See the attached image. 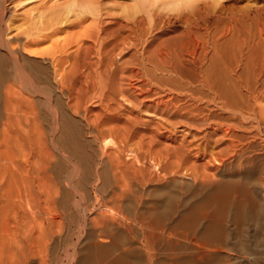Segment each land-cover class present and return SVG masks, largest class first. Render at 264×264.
Listing matches in <instances>:
<instances>
[{
    "label": "bare ground",
    "instance_id": "bare-ground-1",
    "mask_svg": "<svg viewBox=\"0 0 264 264\" xmlns=\"http://www.w3.org/2000/svg\"><path fill=\"white\" fill-rule=\"evenodd\" d=\"M8 1L0 0V264L45 252L61 227L55 207L68 225L62 242L80 240L75 264H224L219 250L231 238L248 257L264 246V199L222 173V111L252 107L246 58L222 69L216 44L207 52L189 16L174 18L187 39L172 45L156 42L158 19L101 15L48 57H30L24 51L52 35L42 32L64 23L42 29L38 20L24 38L11 35ZM255 12L264 16V6ZM260 254L247 264H264Z\"/></svg>",
    "mask_w": 264,
    "mask_h": 264
},
{
    "label": "rangeland",
    "instance_id": "rangeland-1",
    "mask_svg": "<svg viewBox=\"0 0 264 264\" xmlns=\"http://www.w3.org/2000/svg\"><path fill=\"white\" fill-rule=\"evenodd\" d=\"M5 6L15 28L11 35L18 34L21 38L25 37V32L32 28V24L38 20L43 23V26L41 25L42 29L47 27L46 21L49 19L56 18L64 23L45 29L42 33L52 35L49 38L43 37L35 40L36 42H33L24 51L30 57H48L55 49L56 42H61L60 45H62L67 37L66 40L69 43L71 40L73 41L72 38L75 40V38L81 36L85 29L93 27V20L97 15L119 20L132 17H145L146 20L158 19L156 42L164 41L172 45L177 41L180 42L179 37L180 40L187 39L186 35H184L185 38H181L183 37L182 32L185 25L176 22L174 18L189 16V18L196 19L195 21L190 19L193 20V24L197 25V28L193 25L195 28L192 29V32H195L193 36L196 37L198 34L197 37H200V39L196 37L197 41H201L203 38V41L206 40L203 44L208 42L206 44L208 48L205 45L206 49H209L207 52L212 50L211 53H213L215 47L218 49L215 52L216 54L214 53L215 63L220 65L222 69L227 70L236 64L235 61V63L233 62L234 57L237 62L243 59L242 64L245 63L244 59L246 58L245 60H248L251 65L249 69L247 68L250 70L248 72H252L251 70L254 69L256 71V73L255 71L252 72L256 77L253 85L254 93L248 99L247 105L252 107L250 109L242 108L240 113L228 109L222 111L221 116L223 119L219 120V123H222L223 128L228 129V134H230H227L226 143L223 144L226 153H223L225 155L223 169L225 170L222 173L227 179H240L239 183L242 184L250 181L249 187H247L248 195L251 198L256 196L255 198L258 200L264 199V31H262L264 25H260V23H264V20L261 22L264 16L261 13L254 15L256 13L255 9L264 6V0H9L5 3ZM243 13L245 16L249 15L250 17H243ZM240 16H242V19ZM254 16L257 17L254 18ZM260 29L263 33L260 32ZM31 32L33 33L32 38L36 37L35 31L31 30ZM212 44L214 46L216 44V46L213 47ZM220 50L221 52H219ZM217 52L221 53H218L221 55L219 59L218 56L216 57ZM245 55H248V57H245ZM249 55H251L250 59L252 61L249 60ZM248 61L246 64L249 66ZM251 62L253 63L251 64ZM188 74L187 71H183L185 78L190 77ZM243 92L245 94V89H243ZM211 105L213 106V104ZM211 105L206 108L208 110L211 108L213 111L214 106L211 107ZM206 112L208 113V111ZM212 121L214 120H210L209 123H213ZM207 131H210V128H207ZM229 137L234 140H230ZM230 176L231 178H229ZM177 180L184 181L180 177ZM58 197L59 195L56 199ZM73 209L77 213L81 211L80 206L78 208L73 207ZM54 215V217L60 215L58 217L61 229L59 228L58 232L48 240L45 252L37 255L31 264H75L77 252L80 249V245H78L80 240L77 241L76 236H72L69 237L67 244H64L62 237L65 236L68 225L63 222V213L58 207H55ZM93 215L95 216V213H88L86 219H91ZM249 224L247 227L248 232L254 237L257 228L252 223ZM231 229V224H228V230L231 231ZM262 240L264 241V239ZM234 245L235 242L231 238L228 244L221 246V248H224L222 250L220 248V254H218L228 260H225L224 264L253 263L254 257L260 256L262 248H264V243H262L263 247H260L261 249L253 246L252 255L248 257V255L235 250ZM72 253L76 254L73 256Z\"/></svg>",
    "mask_w": 264,
    "mask_h": 264
},
{
    "label": "built area",
    "instance_id": "built-area-1",
    "mask_svg": "<svg viewBox=\"0 0 264 264\" xmlns=\"http://www.w3.org/2000/svg\"><path fill=\"white\" fill-rule=\"evenodd\" d=\"M263 131H264V129H263Z\"/></svg>",
    "mask_w": 264,
    "mask_h": 264
}]
</instances>
